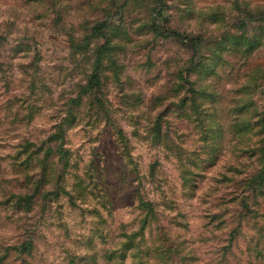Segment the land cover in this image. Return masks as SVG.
<instances>
[{
	"label": "rangeland",
	"instance_id": "rangeland-1",
	"mask_svg": "<svg viewBox=\"0 0 264 264\" xmlns=\"http://www.w3.org/2000/svg\"><path fill=\"white\" fill-rule=\"evenodd\" d=\"M262 31L264 0H0V264H264Z\"/></svg>",
	"mask_w": 264,
	"mask_h": 264
},
{
	"label": "trees",
	"instance_id": "trees-1",
	"mask_svg": "<svg viewBox=\"0 0 264 264\" xmlns=\"http://www.w3.org/2000/svg\"><path fill=\"white\" fill-rule=\"evenodd\" d=\"M241 24H242V26L245 27V28H246V25H251V23L248 22V21H243V22H241ZM251 30H252V28L249 29V30H247V34H246V35H248V34L251 32ZM175 35L178 36V37L181 36V35H179V34H175ZM244 36H245V35L240 34V35L234 37V39H233L234 44L237 45V46H239L240 43H241V41H244V42H245V37H244ZM263 36H264V31L261 32V34L258 36V38H255V39L253 38V42L246 43V45H247V46L249 47V49L251 50L252 47H254V46L260 41L261 37H263ZM181 39L185 41V42H184L185 44H186V43H191V45L194 44V43H193V40L190 39V38H185V39L181 38ZM199 42L201 43V39L199 40ZM182 43H183V42H182ZM194 45H195V44H194ZM186 46L189 47L187 44H186ZM93 79H96V77H94Z\"/></svg>",
	"mask_w": 264,
	"mask_h": 264
}]
</instances>
